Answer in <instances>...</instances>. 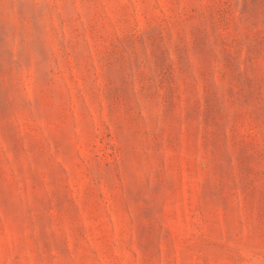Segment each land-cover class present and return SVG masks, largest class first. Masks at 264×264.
<instances>
[{
	"label": "rangeland",
	"instance_id": "obj_1",
	"mask_svg": "<svg viewBox=\"0 0 264 264\" xmlns=\"http://www.w3.org/2000/svg\"><path fill=\"white\" fill-rule=\"evenodd\" d=\"M0 264H264V0H0Z\"/></svg>",
	"mask_w": 264,
	"mask_h": 264
}]
</instances>
